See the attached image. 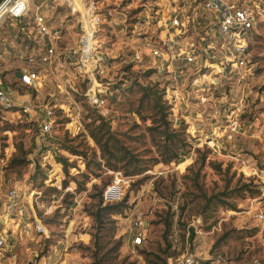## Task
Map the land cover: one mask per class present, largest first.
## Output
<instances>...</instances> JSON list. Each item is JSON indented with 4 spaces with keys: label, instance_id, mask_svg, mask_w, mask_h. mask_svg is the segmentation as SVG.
<instances>
[{
    "label": "rangeland",
    "instance_id": "374dc122",
    "mask_svg": "<svg viewBox=\"0 0 264 264\" xmlns=\"http://www.w3.org/2000/svg\"><path fill=\"white\" fill-rule=\"evenodd\" d=\"M39 1L64 30L67 25L62 46L74 48L78 27L74 19H68L67 8L54 0H32L30 8ZM96 1L101 13L111 11L114 16H107L97 33L101 48L110 58L100 82L113 81L106 91L110 114L105 119L137 162L148 166L134 175L118 169L130 178L129 184L121 186L118 197L115 186L106 191L109 199L103 193L105 202L123 201L121 213L112 215L100 232L103 251H108L104 255L110 259L106 264H174L188 256L196 264H264V220L255 219L260 207L264 211V195L260 192L250 197V192L239 191L243 184L258 183L255 171H264V59L253 60L262 55L263 39L251 40L243 78L231 80L230 92L213 91L184 110L190 116L201 113V122L195 125L200 140L187 142L181 160L164 163L148 130L152 123L143 119L149 109L139 100L144 86L160 89L161 83L140 74L143 65L124 61L133 45H138L142 30H151L153 25L146 22L152 20L149 10L153 4L146 7L149 0ZM4 28L0 30V49L6 51L11 41L4 46L1 41L12 39L11 21H6ZM261 33L264 36V25ZM11 57L8 52L2 54L0 76L19 94L31 97L36 106L55 99L75 110L69 95L55 86L58 78L48 80L39 91L15 83V69L24 62ZM75 100L80 107L79 130L72 129L67 117L55 109L50 148L56 153V162H60L58 157L71 161L50 176L39 165L42 152L36 150L35 141L38 126L22 113L16 116L0 111V215L8 189L16 186L24 193L23 207L6 224L12 246L0 250V264H100L93 257L92 234L96 230L89 210L99 199V187L110 179L111 185L112 170L104 165L100 148L90 135V128L98 124L92 121L95 114L80 95H75ZM81 160L83 167L71 172L69 168L77 167L78 161L82 165ZM38 191L42 195L32 210L29 203ZM221 193L229 206H218L212 198ZM208 198L212 200L203 211ZM128 210L143 212L148 221L144 240L135 247L122 223ZM166 219L170 220V232L164 240ZM36 221L43 223V231L39 232Z\"/></svg>",
    "mask_w": 264,
    "mask_h": 264
},
{
    "label": "built area",
    "instance_id": "2783aa9c",
    "mask_svg": "<svg viewBox=\"0 0 264 264\" xmlns=\"http://www.w3.org/2000/svg\"><path fill=\"white\" fill-rule=\"evenodd\" d=\"M30 1L0 0V30H5L3 27L9 20L13 32L12 39L1 41L2 46L10 41L12 45L10 50L0 49V60L2 54L7 52L12 54L11 58H22L24 64L16 67L14 82L34 91H39L48 80H56L57 77L49 74L48 67H66V75L61 76L55 86L60 92L69 95L75 110L55 99L37 106L29 96L19 99L22 95L13 88V84L0 76V83L6 84L10 91L7 93L0 90V111L16 116L22 113L29 117L28 120L36 121V150L42 152L39 165L50 176L51 172L55 175L62 168V163L55 161V151L50 148L55 109L67 117V123L72 129L78 130L81 127V116L75 95L83 94L87 103L95 107L101 117L106 118L110 114L104 94L113 81L107 84L100 82L110 58L101 48L97 33L106 17L113 19L114 16L111 11L101 13L96 0H54L60 7L67 8L68 19H74L78 27L74 48L68 50L62 46L67 39L64 34L67 25L64 30V25H60L55 16L46 12L42 1L33 8H30ZM149 6L152 20L146 24L153 26L149 32L142 30L137 37L138 45H133L131 54L124 61L139 63L143 65V71L152 69L158 75L162 100L168 106L173 125L184 124L188 142L198 141L199 127L195 125L201 122V113L198 111L190 116L184 110L190 107L189 104H197L213 91H219V94L230 92L231 80L236 78L240 81L243 78L248 48L255 37L263 39L261 54L264 58V36L261 33L264 25V0H149L146 7ZM8 26L7 29H10ZM83 84L85 89L82 88ZM78 163L77 167L69 168L71 172H77L78 168L83 167V160L82 165ZM109 173L112 175V183L104 189V196L110 187L115 186V196L118 197L121 186H127L130 178L119 170ZM255 174L259 180L257 188L264 195V171H255ZM41 195V192H35L29 203L32 210ZM23 198L24 193L16 186L6 193L0 215V223L4 226L0 230V250L12 246L5 227L8 220L17 215L16 210L23 207ZM255 219L264 220L261 207ZM122 221L131 245H141L148 228L146 215L141 211L128 210ZM37 224L39 232L43 231V223ZM174 264L196 263L188 256L178 258Z\"/></svg>",
    "mask_w": 264,
    "mask_h": 264
},
{
    "label": "trees",
    "instance_id": "16d2710c",
    "mask_svg": "<svg viewBox=\"0 0 264 264\" xmlns=\"http://www.w3.org/2000/svg\"><path fill=\"white\" fill-rule=\"evenodd\" d=\"M261 59H264L262 55H257L253 58V60ZM128 67L130 66H127V68ZM139 73L153 76V78L158 81V75L154 73L152 69L144 70ZM83 88L85 89L84 84ZM107 95L108 92L104 94L108 100ZM76 98L79 99V96ZM80 98L86 103L88 109L93 111L95 114V116L92 117V121H98V124L90 128V135L100 148V156L104 161V165L113 171L123 168L125 169L126 175H134L146 171L148 166L139 164L135 156L131 154L126 146H124L123 141L112 133L110 130L109 121L101 117L97 112V109L87 103L83 94H80ZM139 100H141V102H146L149 109V112H147L146 117L143 119L149 118L152 123V125L148 127V130L151 133L153 144L161 156V160L164 163H170L171 161H177L178 159L181 160L180 158L183 156V152L185 150L184 147L187 146L188 142L187 130L184 124H178L177 126L173 125L168 106L162 100V89H157L152 86H144L142 88L141 97ZM140 109L137 111V113H140ZM32 121L37 125L35 120ZM58 160L64 164L65 168L67 167L68 162L65 158L58 157ZM110 180L104 182L101 187H99V199L90 205L91 209L89 210V215L92 217L95 223L96 230L92 234L94 244L93 257L98 259L100 264H106L107 262H110V259L104 255L108 251H103L104 246L101 240L102 237L100 232L105 228L106 224L111 221L110 217L112 215L121 213L123 204V201L110 203L104 201L103 192L104 189L109 185ZM94 186L97 188L96 185ZM257 186L258 183L248 182V184H243L239 188V191L250 192L252 194L250 197H254L260 193V190L257 188ZM202 195L205 196V194ZM222 195L223 194L221 193L219 196H214L212 198L217 200L218 206H229V202L226 201ZM197 196L200 197V190ZM224 196H226V194ZM227 197H230V194ZM212 198L205 199L203 211L210 205ZM164 225L165 229L163 232V239L167 240V235L170 232V220L166 219ZM192 236L193 230L190 231V237ZM167 246H170V243H168Z\"/></svg>",
    "mask_w": 264,
    "mask_h": 264
},
{
    "label": "crops",
    "instance_id": "0c3cea01",
    "mask_svg": "<svg viewBox=\"0 0 264 264\" xmlns=\"http://www.w3.org/2000/svg\"><path fill=\"white\" fill-rule=\"evenodd\" d=\"M47 69H49V72H50L49 74H52V75H54L53 77L58 78V81L60 80L61 76L66 75L65 74L66 67L59 68L57 65H53L51 67H48ZM21 97L26 98L27 95H22Z\"/></svg>",
    "mask_w": 264,
    "mask_h": 264
},
{
    "label": "water",
    "instance_id": "95a60500",
    "mask_svg": "<svg viewBox=\"0 0 264 264\" xmlns=\"http://www.w3.org/2000/svg\"><path fill=\"white\" fill-rule=\"evenodd\" d=\"M0 90H3L5 92H7V93L10 92L8 87H7V85L4 84V83H0Z\"/></svg>",
    "mask_w": 264,
    "mask_h": 264
},
{
    "label": "bare ground",
    "instance_id": "6f19581e",
    "mask_svg": "<svg viewBox=\"0 0 264 264\" xmlns=\"http://www.w3.org/2000/svg\"><path fill=\"white\" fill-rule=\"evenodd\" d=\"M105 196H106L107 198H109L108 195H107V193L105 194Z\"/></svg>",
    "mask_w": 264,
    "mask_h": 264
}]
</instances>
